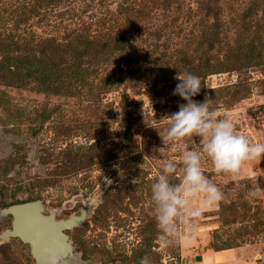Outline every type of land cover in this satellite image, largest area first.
Listing matches in <instances>:
<instances>
[{
    "label": "rangeland",
    "instance_id": "1",
    "mask_svg": "<svg viewBox=\"0 0 264 264\" xmlns=\"http://www.w3.org/2000/svg\"><path fill=\"white\" fill-rule=\"evenodd\" d=\"M184 72L194 100L264 142V0H0V212L38 203L52 229L32 243L0 215V264H50L53 248L60 264H264V157L238 176L205 158L225 199L161 241L150 185L179 163L158 133Z\"/></svg>",
    "mask_w": 264,
    "mask_h": 264
},
{
    "label": "clouds",
    "instance_id": "2",
    "mask_svg": "<svg viewBox=\"0 0 264 264\" xmlns=\"http://www.w3.org/2000/svg\"><path fill=\"white\" fill-rule=\"evenodd\" d=\"M176 78L179 83L172 95H178L186 103L180 104L178 111L167 116L169 123L158 134L163 145L179 146V163L175 160L161 163L150 185V202L165 245L171 237L181 234L180 224L198 218L204 207L225 199L220 187L204 173L202 161L205 158L211 161L217 173L238 176L245 162L260 161L264 157V142H251L235 130L231 120L218 118L209 100L198 102L193 99L202 88L198 75L184 72ZM194 137H198V141ZM186 141L199 144V147H192ZM178 168L181 178L178 183H173L172 177ZM108 185L105 182L104 188ZM101 190L103 192L102 187ZM249 194L254 197L257 191L253 189ZM201 200L202 204L195 203ZM48 256L50 264H60L54 248L49 249ZM141 264L151 262L145 256Z\"/></svg>",
    "mask_w": 264,
    "mask_h": 264
},
{
    "label": "water",
    "instance_id": "3",
    "mask_svg": "<svg viewBox=\"0 0 264 264\" xmlns=\"http://www.w3.org/2000/svg\"><path fill=\"white\" fill-rule=\"evenodd\" d=\"M28 212H32L36 219H38L42 223H46L47 224L46 220H44V219H47V218L43 217L40 214V206L38 205V203H34V202L33 203H26V204L11 206L7 210L1 211L0 215L6 214V213H12L14 215V223H13V231L11 232V235L20 236L24 240H29L32 243H34L35 239H33V237L37 238V237L40 236V238H41L44 235H43V233H41L39 236H37V234H36V236L35 235H29V237L32 238V239H29L28 237H26V234L20 230L21 225L24 223L23 222V217Z\"/></svg>",
    "mask_w": 264,
    "mask_h": 264
},
{
    "label": "bare ground",
    "instance_id": "4",
    "mask_svg": "<svg viewBox=\"0 0 264 264\" xmlns=\"http://www.w3.org/2000/svg\"><path fill=\"white\" fill-rule=\"evenodd\" d=\"M23 222L20 230L27 235L37 234V236H39L41 233L49 234L50 230H52L48 225L45 226L44 223L36 219L32 212H28L24 215Z\"/></svg>",
    "mask_w": 264,
    "mask_h": 264
},
{
    "label": "trees",
    "instance_id": "5",
    "mask_svg": "<svg viewBox=\"0 0 264 264\" xmlns=\"http://www.w3.org/2000/svg\"><path fill=\"white\" fill-rule=\"evenodd\" d=\"M44 65V64H42ZM46 68L48 66L44 65ZM46 68H42L40 70H36L34 68H30L28 71L25 70V74L27 76H30L32 78H34L33 76H35L38 72H40L39 74V80L42 81L43 84H45L46 82H48L47 84L45 85H48L50 84V80L54 79L55 77L57 78L58 77V74L56 72H51L52 70H45Z\"/></svg>",
    "mask_w": 264,
    "mask_h": 264
}]
</instances>
